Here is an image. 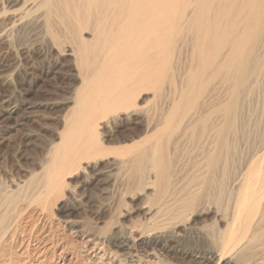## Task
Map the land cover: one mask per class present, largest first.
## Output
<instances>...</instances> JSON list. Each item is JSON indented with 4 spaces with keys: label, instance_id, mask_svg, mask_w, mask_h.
Here are the masks:
<instances>
[{
    "label": "rangeland",
    "instance_id": "374dc122",
    "mask_svg": "<svg viewBox=\"0 0 264 264\" xmlns=\"http://www.w3.org/2000/svg\"><path fill=\"white\" fill-rule=\"evenodd\" d=\"M41 2L0 0L1 186L10 181L19 185L30 179L32 182L42 173L49 159L53 160L51 149L65 134L67 114L77 108L78 99L83 97L85 102L88 91L76 69L74 54L72 56L68 48L71 31L66 23H60L55 13V7L61 8L63 4L64 9V1ZM45 10L48 15H42ZM17 18L21 25H17ZM14 22L16 27L12 29ZM184 25L187 26L186 22ZM186 29L183 26V30ZM91 31L92 26H89L86 32L77 33L83 41L91 42ZM184 31L178 33L179 37L175 31L173 33L179 42L174 37L175 46L170 44L175 49L171 48L174 51L170 53L172 58L169 57L171 61L162 85L156 90L140 89L135 94V107L146 111V116L140 113L130 117L121 114L117 119L95 116L87 123L95 129L104 153L91 161L83 159L74 171H66L67 175L58 182L59 188L47 197L45 206L51 222L46 220L42 227L50 230L54 238L59 237L61 244L47 250L45 264H202V257L214 250L230 251L237 263L254 259V250L247 249L254 245L246 246L247 239L243 250L240 245L223 242L227 241L225 221L232 215L237 193L231 187L232 174L252 167L248 166L250 163L256 166L261 157L264 67L234 89L229 87L228 76L225 78L223 72L215 76L218 81L215 77L209 78L210 84L197 100L198 105L194 102L196 107H192V113L201 114L200 119L185 128L189 116L178 113L168 129L157 135L173 102L179 99L180 87L185 86L187 74H184L196 62V57L192 64L190 60L195 38L188 30ZM263 33L257 36L258 41L252 42L255 49L252 47L251 60L256 62L264 60ZM87 56L86 60L90 58L91 62L90 53ZM93 79L95 75L90 74L89 80ZM222 85H227L228 92L234 91L231 101L224 97L226 90ZM197 87H200L199 80ZM219 102L233 105L223 146L212 137L209 140L212 127L226 118L222 112L211 113ZM186 103L188 101L184 100L182 106ZM211 139L214 146L210 144ZM155 144H162L157 153L172 175L146 185L147 174L139 177V181L137 176L132 177L130 155L133 151L152 152L150 148ZM210 153L214 156L212 162ZM123 160L127 163H122ZM208 170L214 176L207 174ZM87 239L92 241L87 242ZM98 239L99 244L93 247ZM122 240H127L130 250L121 247ZM4 251L6 254L1 252L0 260L8 257V251Z\"/></svg>",
    "mask_w": 264,
    "mask_h": 264
},
{
    "label": "bare ground",
    "instance_id": "6f19581e",
    "mask_svg": "<svg viewBox=\"0 0 264 264\" xmlns=\"http://www.w3.org/2000/svg\"><path fill=\"white\" fill-rule=\"evenodd\" d=\"M48 1L53 2V0H42L41 4H50ZM63 1L64 9H62L63 4L61 8L55 7V13L60 23L64 25L66 23V28L71 31V37L68 35L70 39L67 38L68 41L70 40L68 48L70 54L72 56L74 54L76 69L88 91L84 96L85 102L81 97L76 102L77 108L67 114L64 120L65 134L60 136V143L51 149L53 160L52 157L49 159L42 173L32 182L30 179L28 183L21 185L13 181L2 186L0 183V253L6 254L5 249L8 251V257L0 260V264H45L47 250L60 246L61 240L57 239L59 237L54 238L50 235V230L46 231L42 227V223L50 217L45 201L52 194V190L59 188L58 182L67 175L66 171L77 168V163L83 159L91 161L92 158L103 155V148L100 146L95 129L87 123L95 116L103 119H117L121 114L130 117L135 113L146 116V111L135 107V94L140 89L156 90L162 85L166 75L164 72L168 71L171 61L169 57L172 58L170 53L175 49L170 44L173 39V42H176L178 33L184 31L183 26L187 27L186 31L188 30L195 38H193L194 42L192 40V49L190 48L192 57L190 60L192 64L193 58L196 57V62L194 61L193 67L190 66L184 74H187L184 78L185 86L183 89L180 87L179 99L173 102L165 124L156 132L157 135L163 134L164 130L168 129V125L172 124L178 113L186 114L185 117L189 116L185 128H189L200 119L198 116L200 113H192L194 109L192 107H196L194 102L199 101L200 95L207 89L205 87L210 84L209 78L213 79L223 72L225 78L228 76L229 87L234 89L238 84L246 83L252 74L264 67V60L262 62L251 60L255 49L252 42L264 31V0ZM42 15H48V11L45 10ZM20 22V18H17V25ZM185 22L187 26L184 25ZM89 26H92L93 39L91 42H85L79 38V34L83 30L86 32ZM15 27L14 22L10 28ZM174 31L176 37L173 36ZM89 53L92 56L91 62H89L90 58L86 60ZM90 74L95 75V79L89 80ZM216 77L214 79H217ZM221 87L226 90L224 97L227 96L231 101L234 91L228 92L227 85ZM189 91L192 92L191 95ZM184 100L188 103L182 106ZM212 109V114L222 112L226 118L214 123L209 140L212 137L219 146H223L226 127L231 122L228 116L233 105L219 102L217 108ZM80 119H83V122ZM212 139L210 144L214 143ZM150 149L152 152L133 151L130 155L132 159L129 160L133 166L130 170L132 177L137 176L139 181V177L141 179L147 174L146 185H153L155 181L171 174L169 168L163 166L162 159L157 153L162 149V144H155ZM259 152L261 157L256 166L250 163L248 166L252 167H244L232 174L231 187L237 193L232 204V215L225 221L224 231L227 233V241L223 242L234 246L240 245L241 250L248 245H254L247 248L249 251L254 250V259L237 263L236 257L230 256V251L224 253L214 250L209 252L208 256L202 257L205 264H264V144ZM209 157L212 162L214 156L210 153ZM122 163L127 162L123 160ZM206 173L213 175L209 170ZM225 174L223 171L222 175ZM61 184L60 182V186ZM248 189L251 191L248 192ZM226 237L224 236V239ZM245 239H247L246 246H244ZM87 240V242L92 241ZM243 240L244 243L240 244ZM99 241L98 239L93 247L97 246ZM120 245L127 250L131 249L127 240H122ZM242 253L243 251L240 255ZM151 255L147 253V256L152 257ZM1 257L3 258V254Z\"/></svg>",
    "mask_w": 264,
    "mask_h": 264
}]
</instances>
